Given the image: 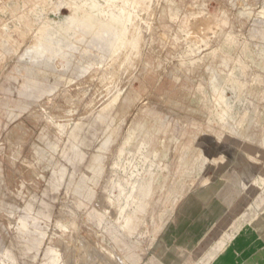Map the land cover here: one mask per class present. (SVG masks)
Returning a JSON list of instances; mask_svg holds the SVG:
<instances>
[{"label":"rangeland","instance_id":"obj_1","mask_svg":"<svg viewBox=\"0 0 264 264\" xmlns=\"http://www.w3.org/2000/svg\"><path fill=\"white\" fill-rule=\"evenodd\" d=\"M151 60L215 65L206 121ZM0 170L6 264H264V0H0Z\"/></svg>","mask_w":264,"mask_h":264},{"label":"crops","instance_id":"obj_2","mask_svg":"<svg viewBox=\"0 0 264 264\" xmlns=\"http://www.w3.org/2000/svg\"><path fill=\"white\" fill-rule=\"evenodd\" d=\"M214 66L210 63L199 65L188 62L155 68L151 60L136 76L139 86L135 93L148 96L167 112L204 122L208 119L213 95L212 70L217 69ZM38 139L47 146H54L52 135L44 127L40 128ZM196 143L199 144V141L196 140ZM39 157L43 158L44 155L39 153ZM37 164L39 167L40 164ZM16 191L17 188H12L5 182L0 170V245L5 244L8 239L9 217L19 210L20 200ZM0 264H6L5 260L1 259Z\"/></svg>","mask_w":264,"mask_h":264},{"label":"bare ground","instance_id":"obj_3","mask_svg":"<svg viewBox=\"0 0 264 264\" xmlns=\"http://www.w3.org/2000/svg\"><path fill=\"white\" fill-rule=\"evenodd\" d=\"M122 92H123V90L120 91V94H121ZM132 96H133V95L130 94V96L128 97V99H127L126 101L124 100V103H127V104H128V102L131 101ZM122 104H123V101H122ZM121 106H122V105H121ZM47 121H49V122H53L52 117H47ZM29 165H30V167H31L32 169H34V170L39 169V168H38V164H37V162H31V163H29ZM229 227H230V226H229ZM97 256H98V255H97Z\"/></svg>","mask_w":264,"mask_h":264}]
</instances>
